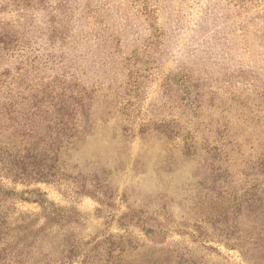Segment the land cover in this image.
Returning a JSON list of instances; mask_svg holds the SVG:
<instances>
[{"label":"rangeland","instance_id":"rangeland-1","mask_svg":"<svg viewBox=\"0 0 264 264\" xmlns=\"http://www.w3.org/2000/svg\"><path fill=\"white\" fill-rule=\"evenodd\" d=\"M36 94L45 102L31 117ZM52 104L73 128L57 180L0 174V186L42 194L68 221L7 202L50 232L19 264H264L249 226L239 230L249 254L225 245L222 179L205 152L239 144L226 149L239 158L232 193L240 155L264 137V0H0V130L11 149L25 147L29 118L54 126ZM191 142L197 155L184 151ZM108 238L125 241L122 257L102 253Z\"/></svg>","mask_w":264,"mask_h":264},{"label":"trees","instance_id":"trees-1","mask_svg":"<svg viewBox=\"0 0 264 264\" xmlns=\"http://www.w3.org/2000/svg\"><path fill=\"white\" fill-rule=\"evenodd\" d=\"M31 99L34 104L29 107V110L33 111L31 117H36L42 108L41 105H44L45 99L43 95L38 94L32 95ZM22 100L25 102L27 98H22ZM63 103L64 100H61L59 104ZM15 105L16 101L10 98L8 103H4L2 110H6V113L13 112L12 109ZM52 105L56 109L55 117L51 120L54 122V126H49L44 131L40 126L35 125V118L32 120L28 117L31 121V127L27 131L24 130L25 126L19 127L24 130L21 136L25 147L21 150L11 149L14 148L13 142L11 140L4 141L0 130V174L12 177L13 182L20 181L22 183H51L57 180L62 166L60 154L62 149L68 146L73 128H70L68 120L62 114L63 107L58 109V104ZM167 131L164 130V133ZM245 142L248 143V140ZM257 143L258 149L250 153L248 157L240 155L242 158L241 165L244 168L239 170H242L238 180L240 186L237 189L233 188L234 192L232 193L228 191L232 190L233 187L229 181L233 182L234 179L231 166H235L239 158H234V156H231L233 159L230 158L231 152H227L226 149L229 146H238L239 144L228 138L224 144L208 147L205 151L206 169L211 171L218 181L222 179L223 198H221L222 195L218 194L215 203H222L221 199H223V203L226 201L227 205L223 229L225 245L231 250H234L236 245L242 255L249 254L250 250L247 247L251 242L243 240L244 235L239 234L241 224L249 226L253 230L252 232L264 240V137L257 140ZM184 151L187 155H197L196 143H185ZM232 162L234 163L231 164ZM31 195L37 196L36 199L32 198ZM14 200L40 203L45 209V218L48 222L53 220L56 224H62L67 222L68 218L62 209L49 204L40 193L19 194L0 186V259L2 257L4 259L9 258L10 262L19 264L21 260L29 257L34 251L44 249L43 245L37 247V243H43L50 232L47 223L37 228L36 222L32 219V214H20L15 217L13 215L14 208L11 212L10 207L6 204L7 202L13 204ZM230 220H233L232 224H230ZM151 232L154 231L151 230ZM232 240L237 244L234 242L232 244ZM255 242L256 247L259 246L264 252V242L262 244L257 240ZM107 245L102 253L109 256L117 254L118 257H122L127 250L125 241L122 239L113 241L108 238ZM169 258L166 259L169 260ZM183 258L181 259L183 260ZM190 263L185 260L178 264Z\"/></svg>","mask_w":264,"mask_h":264}]
</instances>
